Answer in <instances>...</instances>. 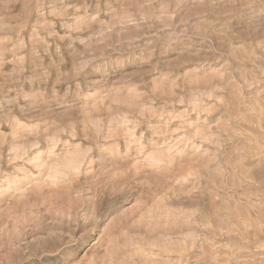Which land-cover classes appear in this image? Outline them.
Segmentation results:
<instances>
[{"label":"rangeland","instance_id":"obj_1","mask_svg":"<svg viewBox=\"0 0 264 264\" xmlns=\"http://www.w3.org/2000/svg\"><path fill=\"white\" fill-rule=\"evenodd\" d=\"M0 264H264V0H0Z\"/></svg>","mask_w":264,"mask_h":264},{"label":"bare ground","instance_id":"obj_2","mask_svg":"<svg viewBox=\"0 0 264 264\" xmlns=\"http://www.w3.org/2000/svg\"><path fill=\"white\" fill-rule=\"evenodd\" d=\"M256 179V178H255Z\"/></svg>","mask_w":264,"mask_h":264}]
</instances>
